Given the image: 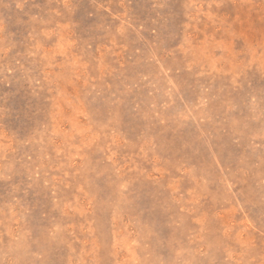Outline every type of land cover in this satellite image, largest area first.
<instances>
[{
    "label": "rangeland",
    "instance_id": "374dc122",
    "mask_svg": "<svg viewBox=\"0 0 264 264\" xmlns=\"http://www.w3.org/2000/svg\"><path fill=\"white\" fill-rule=\"evenodd\" d=\"M0 264H264V0H0Z\"/></svg>",
    "mask_w": 264,
    "mask_h": 264
}]
</instances>
